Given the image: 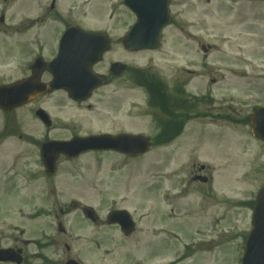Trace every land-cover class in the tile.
<instances>
[{
  "label": "rangeland",
  "instance_id": "1",
  "mask_svg": "<svg viewBox=\"0 0 264 264\" xmlns=\"http://www.w3.org/2000/svg\"><path fill=\"white\" fill-rule=\"evenodd\" d=\"M63 1L71 4L68 0ZM122 1L89 0V5L85 4L80 7V10L83 9L81 15L84 26L114 32L112 34L116 37L125 35L130 29V25L135 22V18L122 5ZM32 2L35 3L36 8ZM172 5L176 22L165 32L163 48L154 54H132L133 66L146 67L147 64H152L160 72L158 74L164 75L168 72L166 74L171 76L173 71L177 69L175 66H181L185 62L191 60L197 64L206 61L211 62L213 73L209 72L210 78H207L217 82L212 85L213 93L217 96L228 93L238 94L236 101H239L240 104L234 106L233 110L236 109L235 111L228 110L230 121L228 125L222 126L223 129H228H226L224 136H216L218 139H215V134H213L212 139V135H208V140H212L215 146L205 143L203 154L201 148L196 149L195 147L204 141V138L201 137L204 136L203 130L197 123L195 125V131H198L195 133L197 135L192 133L191 126H188L185 136L180 137L176 143L175 140L170 145L165 146L166 148H154L145 156L132 159V162L127 166L116 159L104 161L89 157L78 162L74 168L72 165L71 168L62 172L63 175L69 176L70 174H82L83 182L78 183L80 186L77 190L78 199L84 204H91L98 208L103 217L112 208L129 210L140 228L130 240L119 241L116 238L115 241L111 242L110 238H114L116 234L113 230L87 228V225L80 223L77 215L69 216V220L75 226L76 235L82 239L76 245L84 255V260L91 264H135L137 262L169 264L174 253H176L174 252L175 247L165 246L162 249L164 243L160 244L159 241L156 242L157 245L144 246L141 240L144 235L153 240V232H157L155 229L163 228L173 231L177 227L175 219L171 218L169 214H165L168 212L169 205L171 208L177 203L182 208L178 212L179 219L176 222L182 230V249L194 237L206 240L216 237L219 228L208 230V222L213 220L214 216L219 217V213L222 212V208L217 202L211 201L206 205L201 196L195 197L194 194L189 195L190 197L184 196L182 199L176 197L174 199L173 196L177 178L172 179L171 172L174 171V168L185 169L186 167V169H190L194 156L199 158L201 163L211 165L215 174L219 173L220 183L224 182L229 191L234 192L235 188H239L233 179L237 181L239 178L244 179L243 174L246 176L249 174L247 181L241 188L246 192L264 182V175L261 174V171L264 172V150L256 149L251 144V148L243 143L241 146L239 142L235 141L240 139L248 142L249 138L250 143L255 142L249 133L245 132L246 135H244L243 130L247 128V124L242 122H247L254 104L264 101V0H209V2L195 0V3L187 0H172ZM2 9L6 14V22L9 26L7 29L11 36L15 33V28L22 24L27 25L29 20L39 13V6L33 0H15L14 2L8 0L6 3L0 0V12ZM181 27H185L186 34L182 32ZM34 31L35 28L26 31L21 30L18 34L21 40L26 39L28 41ZM203 47H210L211 52L205 54L202 50ZM4 48L5 51L0 50L2 58H4L5 52L12 53L15 51L14 45ZM9 48H13L14 51ZM224 69H226V74H224ZM24 71L25 67H22V72L18 73L16 77L24 75ZM133 84V94L136 97V90L141 89L137 83ZM58 110L60 109L56 108L54 111ZM61 111L66 119L80 116L79 113L75 112V109L66 111L62 107ZM81 115L86 116L84 113ZM88 116L93 117V115ZM148 119L144 121V127H141L146 131L151 130ZM92 122H94V117ZM147 135L154 137L152 132ZM235 136L238 138L235 139ZM183 142L185 144L181 145ZM12 144L7 143L6 147H12ZM179 146L182 149L176 153ZM19 148L20 150L24 149L23 146H19ZM238 150L242 152L240 157L237 156ZM205 156L213 157L208 159ZM175 163L180 164L179 167ZM161 171L166 174L164 178H161ZM52 184L55 185V183ZM39 185L40 183L33 185V190L38 194L43 192L38 189ZM223 187L225 185H222ZM61 189L72 190L71 186H68L67 189ZM241 189L236 190L235 195ZM167 191L170 192V196H168V200H164L163 196L166 195ZM191 192L195 193L196 190L192 188ZM178 199L180 200L178 201ZM199 202L198 207L197 203ZM160 206L165 207V209H160ZM19 216L20 214L12 215L9 222L6 223L4 228L6 237L11 239L19 237L21 240L38 239V230L45 226V220L42 222V219L38 218V220H34L37 222H32L25 218V221ZM33 217L36 218V216ZM29 218L32 219V216ZM188 220L192 222L193 226L186 228ZM38 224L43 226H38ZM97 231L104 232L103 236L100 237V248L96 247L92 241V238L97 237L93 235ZM22 233L25 235L23 236ZM104 237L109 238L110 242L105 240L104 242L102 240ZM162 241H164L163 238ZM13 244L12 240H5V247ZM221 250L223 252H220ZM34 252V247H29V254ZM192 252H198V254L195 255V258L192 256L194 259L181 264H217L216 260L218 261L221 256L225 257V264H233L231 256L234 248L231 245L222 248H216L215 245L205 247L198 245L193 248Z\"/></svg>",
  "mask_w": 264,
  "mask_h": 264
},
{
  "label": "flooded vegetation",
  "instance_id": "2",
  "mask_svg": "<svg viewBox=\"0 0 264 264\" xmlns=\"http://www.w3.org/2000/svg\"><path fill=\"white\" fill-rule=\"evenodd\" d=\"M33 1L38 4L40 12L31 20V27L40 25L41 29H44L45 23L46 25L54 23L55 26L33 35L32 42L28 46L21 47L17 39L15 51L9 48L14 52H5L4 58L0 56V68L9 67L12 63L18 65L21 50H25L24 55L34 58L29 64L28 74L23 78L36 76L35 82L38 85H48L53 81V76L47 69V63L57 57L64 32L72 26L82 24L79 15L72 14V11H78L75 6H72L70 12L64 7L62 0ZM3 28L5 24L0 22V38L5 32ZM110 42L112 46L105 54L102 63L94 68L95 73L101 75L106 84L95 89L85 102L72 101L64 91H48L27 105L11 110L0 108V251L5 249V240H12L14 244L8 246V249L21 250L23 264H68L71 260L80 262L74 249L62 238L63 234H57L55 238L47 241H35L11 239L6 237L4 232L6 215L42 214L43 202L47 205V213L53 214L54 224L59 227L72 210V201L57 195V192L52 190L51 184L54 180L61 181L62 178H68L61 177L59 173L63 170L62 167L72 160L60 156L56 168L57 174H48L41 157L42 147L45 144L69 142L78 137L91 135H142L152 132L163 138L164 134L185 133L188 131V126H191V132L195 133L197 123L203 133L208 130L205 133L207 135L211 133L212 126L221 129L222 126L229 124L228 103H224L213 94L212 85L217 82L208 79L210 77L207 73L198 75L195 66L189 65L182 69L177 68L171 76L164 74L166 78L163 79H151L154 75L151 69L135 73L138 76L135 79L133 68L127 63L130 53L124 47L114 46L112 40ZM117 42L120 43L118 40ZM0 50L5 51L4 46H0ZM115 63H122L126 67L121 72H113L112 66ZM34 66L44 67L32 72ZM134 79L141 89L136 90V97L133 94ZM16 80H20V77L12 79L0 72V86L11 84ZM202 80L204 82H201ZM152 91L155 93L154 98ZM54 97L57 98L56 106L50 105ZM62 107L66 111L75 109L80 116L66 119L63 117V110L61 111ZM56 108L60 110L54 111ZM82 113L86 116L81 115ZM88 115H93L94 122H92L93 117ZM146 119L151 124L150 131L141 128L144 127ZM207 140L208 138L204 137L203 143L197 144L199 146H195L196 149H202L205 143H210L206 142ZM7 143H13L12 147H6ZM19 146H23L24 149L20 150ZM201 152L203 154V150ZM94 154L110 155V157L118 155L125 160L131 158L130 155L116 151ZM205 157L210 159L212 156ZM191 163V168L187 170V180L182 188L186 193L194 188L199 197L205 200L206 205L214 201L221 206L220 216H214V219L208 222L209 229L220 228L222 232L216 237L218 243L227 244L234 240L238 245L244 246L252 228L256 199L264 188V182L259 183L252 191L240 192L237 200L232 202L229 197H219L214 191L216 178L215 170L211 165L201 163L196 156ZM77 178L78 175L70 176V179ZM35 183H40L38 189L43 192L38 194L33 190ZM176 198L181 199V196L177 195ZM28 207L32 209L28 211ZM175 209L181 211L179 205ZM233 230L236 231L235 235L230 232ZM29 247H34L33 254H29Z\"/></svg>",
  "mask_w": 264,
  "mask_h": 264
},
{
  "label": "water",
  "instance_id": "3",
  "mask_svg": "<svg viewBox=\"0 0 264 264\" xmlns=\"http://www.w3.org/2000/svg\"><path fill=\"white\" fill-rule=\"evenodd\" d=\"M126 4L132 8V10L138 15V22L133 27L132 31L128 35L126 41L127 45L134 51L151 48L159 43L161 37V32L165 26L168 25L170 21L168 1L167 0H126ZM149 24L156 25L155 27H150ZM152 30L155 32L153 37H146L143 35L144 31ZM99 35H84L85 38L97 39ZM100 52H94L98 55ZM96 61V60H94ZM92 65L88 64V67ZM254 132L257 136L264 139V110L255 114L253 118ZM95 140L86 141L90 143L91 146L95 144ZM122 146L128 145L133 147V150L139 148L138 150L144 152L147 146L141 144L138 140L133 138L126 142H120ZM141 144V145H140ZM143 147V148H142ZM121 222V221H120ZM122 223V222H121ZM126 225L125 223H123ZM3 259L14 260L13 255L10 252H4ZM244 264H264V246L255 247L254 245H248L246 247V258Z\"/></svg>",
  "mask_w": 264,
  "mask_h": 264
}]
</instances>
